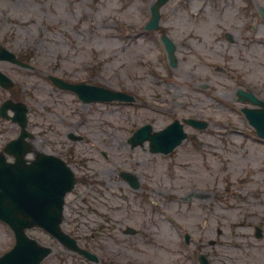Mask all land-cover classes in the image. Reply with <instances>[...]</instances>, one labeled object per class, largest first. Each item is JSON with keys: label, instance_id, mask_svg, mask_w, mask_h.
<instances>
[{"label": "rangeland", "instance_id": "obj_1", "mask_svg": "<svg viewBox=\"0 0 264 264\" xmlns=\"http://www.w3.org/2000/svg\"><path fill=\"white\" fill-rule=\"evenodd\" d=\"M155 1L0 0V45L32 67L0 62L28 108L31 144L76 177L62 229L98 257L94 264H198L200 253L210 264H264V142L240 111L250 105L235 96L241 89L264 100V0H168L148 32ZM162 33L176 46L175 68ZM50 76L136 101L83 104ZM12 91L0 88V105ZM185 118L209 126H185L188 138L168 155L147 143L130 148L137 128ZM18 132L0 118V151ZM126 226L139 234L124 235ZM28 234L52 248L42 264H89L40 229ZM13 244L0 222V255Z\"/></svg>", "mask_w": 264, "mask_h": 264}, {"label": "water", "instance_id": "obj_2", "mask_svg": "<svg viewBox=\"0 0 264 264\" xmlns=\"http://www.w3.org/2000/svg\"><path fill=\"white\" fill-rule=\"evenodd\" d=\"M165 2L166 0H158L151 8L152 19L146 29L157 27L158 9ZM162 39L168 52L170 64L174 67L176 65L173 55L174 45L168 38L163 37ZM0 59L18 63L12 54L3 49H0ZM4 81L8 82L7 79ZM53 81L61 88L76 91L84 103L113 100L133 101L131 96L123 93L85 85L70 86L56 79ZM237 94L239 100H249L252 104L262 107L261 109H243V112L257 134L264 138V102L257 100L251 94H244L242 91H238ZM6 107H11L16 112L18 119L14 120H17L21 127V135L5 148L8 154L15 156L14 164H6L4 157L0 155V220L11 227L16 240L13 250L0 260V264H39L49 253V250L39 247L35 241L30 240L24 233L26 229L43 228L62 244L74 248L71 240L62 234L59 228L63 198L72 189L74 177L64 162L53 156L37 154L35 160L29 164L26 163L24 155L29 151L28 146L23 142V138L27 135L24 131L26 108L22 104L10 102L5 104L4 108ZM189 122L200 128L206 127V123ZM150 130L149 126L138 130L130 141L136 144L150 139L156 146L153 150L168 153L185 137L182 126L177 122L151 137L148 135ZM204 264L206 263L204 262Z\"/></svg>", "mask_w": 264, "mask_h": 264}]
</instances>
